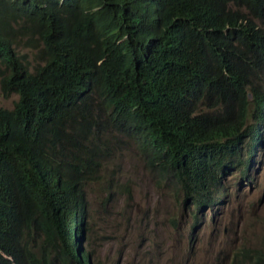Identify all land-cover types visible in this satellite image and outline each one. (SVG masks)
<instances>
[{"label":"trees","instance_id":"1","mask_svg":"<svg viewBox=\"0 0 264 264\" xmlns=\"http://www.w3.org/2000/svg\"><path fill=\"white\" fill-rule=\"evenodd\" d=\"M263 24L264 0H0V83L19 95L0 107V264H89L84 183L119 136L209 202L264 139Z\"/></svg>","mask_w":264,"mask_h":264},{"label":"rangeland","instance_id":"2","mask_svg":"<svg viewBox=\"0 0 264 264\" xmlns=\"http://www.w3.org/2000/svg\"><path fill=\"white\" fill-rule=\"evenodd\" d=\"M12 47L29 70L42 64L24 38ZM8 69L0 61V78ZM18 98L0 83V107L12 109ZM111 146L98 175L84 183L79 244L91 264H233L240 250H264V143L247 174L239 166L226 171L204 206L150 167L132 140L119 136Z\"/></svg>","mask_w":264,"mask_h":264},{"label":"clouds","instance_id":"3","mask_svg":"<svg viewBox=\"0 0 264 264\" xmlns=\"http://www.w3.org/2000/svg\"><path fill=\"white\" fill-rule=\"evenodd\" d=\"M264 143V139L260 142V144H263ZM260 146L261 145H259L258 146V148L256 149V151H255V153H254V155L252 156V158L250 159V162L252 161V159H253V157L256 155V153L259 151V148H260ZM249 162V163H250ZM239 167H241L240 165H238ZM237 167V166H236ZM235 167V168H236ZM248 167H249V164H248V166H245L244 167V169L242 170V167H241V170H242V172H244L245 174H247V172H248ZM235 168H231V169H235ZM230 170V169H229ZM228 171V170H227ZM224 177H225V175L221 178V183H223V180H224ZM221 189V188H220ZM219 189V190H220ZM218 190V191H219ZM218 191H216L215 193H217ZM83 196H84V205H85V193H83ZM208 198H209V196H208ZM208 198H204L205 200H207ZM213 198V197H212ZM212 198H211V200H212ZM211 200L209 201V202H207V203H210L211 202ZM213 202V201H212ZM214 202H215V200H214ZM197 205V204H196ZM206 205V204H205ZM197 206H200V205H197ZM201 206H204V205H201ZM84 213H85V206H84ZM85 217V216H84ZM84 235V234H83ZM83 235H82V238H83ZM82 238H80V240H79V243H80V241L82 240ZM78 243V245L80 246V244ZM80 249H81V251L83 250L81 247H80ZM84 253V252H83ZM85 254H87V253H85ZM87 257H88V263L89 264H91V261H90V259H89V255L87 254Z\"/></svg>","mask_w":264,"mask_h":264}]
</instances>
